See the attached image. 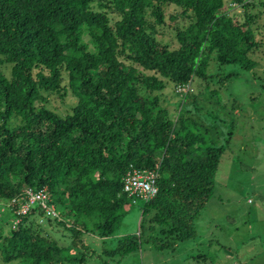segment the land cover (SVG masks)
Returning <instances> with one entry per match:
<instances>
[{
	"label": "trees",
	"instance_id": "trees-1",
	"mask_svg": "<svg viewBox=\"0 0 264 264\" xmlns=\"http://www.w3.org/2000/svg\"><path fill=\"white\" fill-rule=\"evenodd\" d=\"M254 2L0 0V203L47 188L61 215L45 224L35 210L8 233L0 226L4 262L86 264L84 253L71 254L88 247L81 234L113 236L137 203L123 190L132 169L156 171L159 193L144 201L139 235L109 253L131 254L144 237L165 250L196 236L224 150L193 118H171L163 91L168 81L180 93L196 78L209 82L212 62L253 70L250 54L264 44L249 12ZM166 6L179 9L170 22L186 23L175 28L177 49L157 39ZM46 93L72 94L77 104L62 117L46 106Z\"/></svg>",
	"mask_w": 264,
	"mask_h": 264
},
{
	"label": "rangeland",
	"instance_id": "rangeland-1",
	"mask_svg": "<svg viewBox=\"0 0 264 264\" xmlns=\"http://www.w3.org/2000/svg\"><path fill=\"white\" fill-rule=\"evenodd\" d=\"M254 3L255 8L249 12L257 15L253 25L257 40L264 41V0ZM166 8L167 24L158 28L157 39L177 49L175 28L186 23L182 19L174 24L170 22L169 16L179 9ZM230 13L245 21L242 9L231 8ZM86 41L89 42L88 38ZM90 50L96 52L92 43ZM250 58L257 62L251 71L238 65L218 66L212 62L209 74L214 77L209 82L196 78L180 93L178 86L168 81L163 91L162 104L169 109L171 118L176 119L178 112L193 118L199 125L198 131L207 133L212 143L224 150L213 194L195 221L196 236L165 250L157 249L153 240L144 237L140 248L131 254H110L128 235H139L144 201L138 199L113 236L102 238L83 233L82 244L88 247L79 244L71 254L84 253L86 264H264V44ZM5 66L10 78L11 66ZM45 97L46 106L62 117L71 114L77 104L72 94L65 99L48 93ZM18 123L14 118L9 127L13 129ZM2 209L8 211V201L0 203V213ZM8 213L0 216L5 233L11 230L15 218ZM47 220L39 219L45 224ZM0 264H23V261L15 259L6 263L0 253Z\"/></svg>",
	"mask_w": 264,
	"mask_h": 264
},
{
	"label": "built area",
	"instance_id": "built-area-1",
	"mask_svg": "<svg viewBox=\"0 0 264 264\" xmlns=\"http://www.w3.org/2000/svg\"><path fill=\"white\" fill-rule=\"evenodd\" d=\"M180 91H182L181 88L178 92ZM158 179L159 176L156 171L132 169L123 178V190L129 197L134 198V202L138 199L149 202L155 199L159 193ZM8 207L14 212L13 228H17L24 218L34 213L35 210L43 212L46 218L61 219L47 188H25L20 197L8 203Z\"/></svg>",
	"mask_w": 264,
	"mask_h": 264
},
{
	"label": "clouds",
	"instance_id": "clouds-1",
	"mask_svg": "<svg viewBox=\"0 0 264 264\" xmlns=\"http://www.w3.org/2000/svg\"><path fill=\"white\" fill-rule=\"evenodd\" d=\"M58 210V209H57ZM58 212H59V210H58ZM59 214H60V212H59ZM60 218H61V215H60ZM58 220V219H57ZM61 220V219H60Z\"/></svg>",
	"mask_w": 264,
	"mask_h": 264
}]
</instances>
